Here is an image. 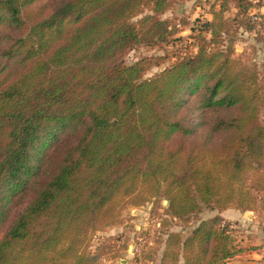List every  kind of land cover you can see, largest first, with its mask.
<instances>
[{
	"label": "trees",
	"instance_id": "trees-1",
	"mask_svg": "<svg viewBox=\"0 0 264 264\" xmlns=\"http://www.w3.org/2000/svg\"><path fill=\"white\" fill-rule=\"evenodd\" d=\"M173 2L0 0V264H99L107 247L86 251L90 233L127 204L167 199L181 220L264 209V76L233 55L229 0L152 78L160 58L121 61L174 38L161 18ZM229 227L218 214L167 233L159 264L246 253Z\"/></svg>",
	"mask_w": 264,
	"mask_h": 264
},
{
	"label": "rangeland",
	"instance_id": "rangeland-1",
	"mask_svg": "<svg viewBox=\"0 0 264 264\" xmlns=\"http://www.w3.org/2000/svg\"><path fill=\"white\" fill-rule=\"evenodd\" d=\"M222 1L174 0L171 8L161 16L178 27L179 32L174 38L169 40V43H163L157 47L137 45L127 51L121 61L125 65H131L140 58H160V65L151 67L143 75L144 79L152 78L165 67L173 65L179 58L196 51L192 36L196 33L197 25L200 21L211 20V13L219 8ZM245 1L251 7L244 12V15H240L237 14L239 9L236 7V1L229 0L224 18L230 24L229 35L235 39L234 57L257 67L263 78L264 0ZM147 12L145 10L143 14ZM140 17L139 14L132 22H136ZM247 27H251V30L247 31ZM260 121L264 123V108L260 112ZM69 139L71 137H62L59 144L52 150L66 149ZM30 196L32 193L26 196L25 201ZM165 200H150L138 206L125 205L120 210L116 222L90 233L86 251L95 254V249L104 244L107 249L99 256V264H159L167 233L176 231L185 236L199 221L218 215L219 212L217 208L203 207L199 213L187 219L171 218L165 214L164 209L167 203ZM244 213H247L249 219L244 217L240 222L229 221V229L233 230L243 246L256 248L257 246L251 245L250 236L255 235L254 229L264 231V209L257 206L251 211L245 210ZM260 258V261H263L264 255Z\"/></svg>",
	"mask_w": 264,
	"mask_h": 264
},
{
	"label": "crops",
	"instance_id": "crops-1",
	"mask_svg": "<svg viewBox=\"0 0 264 264\" xmlns=\"http://www.w3.org/2000/svg\"><path fill=\"white\" fill-rule=\"evenodd\" d=\"M218 214L228 221L240 222L244 217L249 219L247 213L232 208L223 211L220 210ZM254 234V236H250L251 245L257 246L258 248L250 247L247 249L246 253L236 256L223 264H264V260L260 261V257L264 255V231L261 229L259 231L258 229H254Z\"/></svg>",
	"mask_w": 264,
	"mask_h": 264
},
{
	"label": "water",
	"instance_id": "water-1",
	"mask_svg": "<svg viewBox=\"0 0 264 264\" xmlns=\"http://www.w3.org/2000/svg\"><path fill=\"white\" fill-rule=\"evenodd\" d=\"M167 202V199L165 200V203Z\"/></svg>",
	"mask_w": 264,
	"mask_h": 264
}]
</instances>
